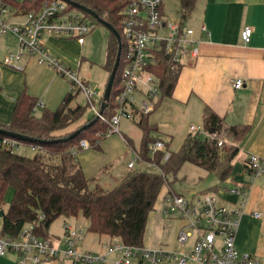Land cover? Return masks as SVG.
<instances>
[{
  "label": "built area",
  "instance_id": "1",
  "mask_svg": "<svg viewBox=\"0 0 264 264\" xmlns=\"http://www.w3.org/2000/svg\"><path fill=\"white\" fill-rule=\"evenodd\" d=\"M11 1L0 0V38L8 32L13 33L17 47L15 52L5 56L3 64L23 70L24 59L37 57L39 63L53 68L69 81L73 91L87 99L93 115L109 123L107 135L117 132L125 137L120 128L123 118L136 121L141 114L155 110L161 94V66L168 65L173 72H178L186 59H195L200 54L194 28L181 19H170L166 0H126L119 32L122 47L118 66L120 88L115 96L114 114L107 119L101 111L104 95L100 97L96 87L82 78L77 69L52 55L44 38L45 35L66 37L84 45L87 36L96 28L97 19L87 17L79 8H70L64 0H47L41 8L28 11L17 8ZM252 32L251 26L243 29L245 42L251 40ZM232 85L235 89L242 88L244 80L234 78ZM38 106L44 104L37 101L35 110ZM190 131L206 134L209 141L216 142L219 147L226 144L224 126L207 133L203 126L190 125ZM24 144L17 138L0 134V150L21 153ZM25 145L34 152L42 148ZM80 147L90 148L89 141L82 139ZM149 149L151 153L163 152L164 160L171 156V150L162 139L150 142ZM69 151L74 155L80 153L74 147ZM141 159L136 152L128 169L135 168ZM247 170L252 178L264 174V159L252 154L247 161ZM228 191L242 195V200H246V191L239 188ZM243 212L244 208L225 206L213 194L194 192L185 195L168 187L162 213L165 217L183 221L177 235L178 251L130 244L113 237L101 242L102 252L83 251L80 246L87 236L84 227L65 220L60 235L46 237L38 232L44 218L40 215V220L25 224L16 236L0 234V256L13 253L15 264H161L166 259H174L178 264H187L190 260L198 264H263L259 257L242 253L236 247ZM255 216L261 215L255 213Z\"/></svg>",
  "mask_w": 264,
  "mask_h": 264
},
{
  "label": "trees",
  "instance_id": "2",
  "mask_svg": "<svg viewBox=\"0 0 264 264\" xmlns=\"http://www.w3.org/2000/svg\"><path fill=\"white\" fill-rule=\"evenodd\" d=\"M44 1L47 0L11 2L17 8L28 11L41 8ZM69 1L91 9L99 18L121 32L122 10L126 0ZM178 2L179 17L182 22H187L196 8L197 0ZM69 7L74 8L71 4ZM85 14L95 19L89 13ZM118 49V39L111 32L107 51V67L110 71L114 67ZM180 72H173L168 65L161 66V94L157 107L162 99L173 95ZM119 75L120 69L109 103L103 110L107 119L114 114L115 96L120 88ZM74 98L75 95L69 92L57 109L46 108L41 114H37V97L24 90L16 97L10 122H0V129L31 138L27 141L18 139L21 142L42 147L32 155L14 153L9 149L0 150L2 235L16 236L25 224L36 222L40 220V215H44L38 232L48 237L47 229L58 217L82 215L88 220L89 232L120 238L130 244L144 245L150 213L163 194L165 185L171 184V176H176L184 163L192 162L214 172L221 181H226L233 172V160L239 152L238 142L250 128L249 125L240 124L226 126L214 109L206 105L203 111L205 132H213L224 126L227 137L232 139L230 147H219L216 142L209 141L208 137L203 138L201 132L191 133L180 149L171 151L170 158L164 160L163 152L151 153L149 149V143L155 141L151 133H156L158 127L148 123L147 114H141L137 121L143 132L140 155L146 162L157 165L159 171L140 169L124 177L116 187L105 188L98 182V177H88L85 174L78 155L72 154L69 149L74 147L81 152L82 139L89 141L90 148H101L102 141L108 136L109 123L95 115L86 117V108L81 104L74 107L71 105ZM78 129L81 130L75 137L62 140ZM127 141L131 144L128 138ZM166 145L169 148V142ZM247 161L248 159L246 167ZM10 187L14 190L13 198L8 208L3 210V199Z\"/></svg>",
  "mask_w": 264,
  "mask_h": 264
},
{
  "label": "crops",
  "instance_id": "3",
  "mask_svg": "<svg viewBox=\"0 0 264 264\" xmlns=\"http://www.w3.org/2000/svg\"><path fill=\"white\" fill-rule=\"evenodd\" d=\"M186 23L195 30L194 38L198 41L200 54L195 59H186L173 95L161 100L158 108L151 113L150 120L158 127L155 133L157 139L169 142L171 151L179 150L186 137L192 133L190 125L203 126L206 105L214 109L226 126H250L247 134L238 142L237 155L242 157V166L233 163V172L224 185L227 191L232 188L246 191V200H242V195L230 192L227 200L221 203L232 209L244 208L236 235V247L242 253L259 257L264 264V174L252 178L245 166L252 154L264 159V0H197L196 8ZM246 26L253 29L249 42L242 38V31ZM23 66V70L4 66L0 68L3 72L23 73L34 69L55 71L47 65L31 61L30 58L24 59ZM234 78L243 79L244 86L235 89L232 85ZM28 88L30 86L26 88L24 84L13 82L6 85V90L14 100L5 102L0 97V105H6V108H0V122H10L16 97ZM42 103L45 108L46 104ZM71 105L74 107L77 104L72 102ZM226 143H232V139L227 137ZM98 182L105 187L99 178ZM255 213H260L261 216L256 217ZM175 220L154 219L155 230H147L146 227L143 244L180 250L177 235L182 225L173 238L168 233L169 222L174 225ZM2 222L0 211V225ZM90 238L95 241V245L98 241L94 251L100 252V243L108 237ZM15 260L13 253L0 256V264H15ZM161 264L178 263L174 259H166ZM187 264L198 263L190 260Z\"/></svg>",
  "mask_w": 264,
  "mask_h": 264
},
{
  "label": "rangeland",
  "instance_id": "4",
  "mask_svg": "<svg viewBox=\"0 0 264 264\" xmlns=\"http://www.w3.org/2000/svg\"><path fill=\"white\" fill-rule=\"evenodd\" d=\"M166 5L169 18L172 20L180 19L178 13V0H166ZM110 36V30L105 25L97 23L96 28L89 36H87L86 43L84 45L79 44L75 39L66 37H51L50 35H45L44 38L50 53L55 57H58L64 63L77 69L82 78L88 79L93 84V86L96 87L101 97L105 93L111 73L107 67V51ZM16 42L17 38L11 32H8L0 39L1 67L4 66L5 68H9V66L3 64V60L7 54L16 51ZM30 59L31 61L38 62L37 57H32ZM54 74L56 76H54ZM11 82L19 83V85L24 84V87L26 88L27 86H30L27 91L32 94V96L34 95L37 97V99L39 98L38 101H43L46 104L45 108L44 106H38L36 108L37 114H41V112H43L46 108L51 110L57 109L67 92H72L75 95L73 104H81L84 108H86V117H92L93 115V112L88 105L87 99L77 91H73L69 81H67L62 76L57 75L55 71L53 72L52 70L50 71L48 69H34L30 72L26 70L23 73L20 71L3 72V70L0 68V97H2L3 101L5 100V102L14 100L12 94L6 90V85ZM157 103L155 105L156 109L158 108ZM3 106L6 108V105L3 104ZM3 106L0 105V108L2 109ZM147 116L148 123L151 126H156V124L152 123L150 120L151 113L147 114ZM137 120H139V118L136 119V121L127 118L122 119L120 128L125 137H122L117 132H111L102 141L101 148L83 149L79 153V159L86 174L88 176L98 177L104 184L105 188L116 187L119 184L118 182L122 181L124 177L140 169L150 172L159 171L157 165L150 162L146 163L142 157L141 161L136 163L135 168L129 170L127 168L128 163L136 158V151L139 155L142 151L141 147L143 132L137 124ZM151 135L153 136L154 140L158 138V136L153 131ZM205 136L207 137L206 134L202 135L203 138H206ZM127 138L131 141V144L128 143ZM225 145L227 148H229L231 143H226ZM20 151L22 154L27 155H32L35 153L29 146L25 144L21 146ZM233 163L234 165H241L243 163L242 157L237 155ZM170 180L172 181L171 184L165 185L163 194L158 198L155 204L156 209L154 208V210L150 213L147 230H155L153 227L154 219H171L164 217L163 213L161 212L164 206L165 192L167 191L168 187L175 189L177 192L183 193L185 195H191L192 192H197L199 195L213 194L217 196L222 203L227 200L228 193H230L227 191V188L224 187V185L227 184L226 181H221L214 172H209L192 162L184 163L177 172L176 176H171ZM230 186H232V184ZM13 193L14 190L12 187H10L3 199V210L8 208L13 198ZM161 205L163 206L160 210ZM175 219L174 225H172L171 222L168 224V233H171L170 238L175 236V232L177 233L179 227L183 224L181 219ZM65 220L86 229L87 236L80 246L81 250L88 251L90 249L95 250L97 248L98 241L95 245V241H93L92 238L89 239V237L95 236L98 239L99 235H95V233L88 231V220L82 215H79L78 217H58L49 225L47 229L48 234L50 236L60 235L62 231V225ZM1 230L2 224L0 225V234ZM101 244L102 243H100V245ZM102 251L103 248L100 252Z\"/></svg>",
  "mask_w": 264,
  "mask_h": 264
},
{
  "label": "water",
  "instance_id": "5",
  "mask_svg": "<svg viewBox=\"0 0 264 264\" xmlns=\"http://www.w3.org/2000/svg\"><path fill=\"white\" fill-rule=\"evenodd\" d=\"M64 1H66L67 3L71 4L72 6H74L76 8H79V9L83 10L84 12H87L90 15H92L95 19H97V21L99 23L105 25L111 32H113L116 35L117 39H118L119 49H118V53H117V57H116V60H115L114 67H113V69H112V71L110 73V77H109V80H108V83H107V86H106V89H105L104 99H103L102 108H101V111L103 112V110L107 107L108 102L110 100L111 92H112V89H113V84H114V81H115V78H116V75H117L118 66H119V63H120L121 48H122L121 47L120 33L118 32V30L113 25H111L110 23H108V22L102 20L101 18H99L98 15L94 11H92L91 9H89V8L83 6V5H80L78 3L70 2L69 0H64ZM84 128H86V126H84ZM80 130L81 129L76 130L70 136H68L67 138H63L62 140H66V139H70V138L75 137L80 132ZM0 132L8 134L9 136H12L14 138H17V139H20V140H24V141H27V140L31 139L28 136L20 135V134H17V133H14V132H10V131H6V130H3V129H0Z\"/></svg>",
  "mask_w": 264,
  "mask_h": 264
}]
</instances>
